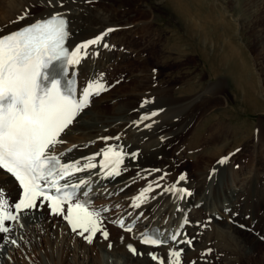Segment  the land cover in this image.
<instances>
[{
	"label": "bare ground",
	"instance_id": "bare-ground-1",
	"mask_svg": "<svg viewBox=\"0 0 264 264\" xmlns=\"http://www.w3.org/2000/svg\"><path fill=\"white\" fill-rule=\"evenodd\" d=\"M135 1L141 16L131 18L127 15V8H121L115 14L113 9L116 6L109 7V0H0V36L56 14L68 19V44L71 47L107 32L99 44L82 50L79 64L71 67L78 69V99L94 81H101L105 89L108 88L102 97H98L99 94L89 97L88 105L92 103L93 106L96 102L100 105L87 106L79 112L61 133L59 140L63 142L50 149V154L61 158L62 164L72 165L70 175L56 179L77 186V203L85 202L89 211L96 210L100 228L96 234L101 235L105 230L107 239L101 235L96 240L95 234L89 243L79 234L82 229L73 231L66 219L58 218L39 204L34 209L21 211L13 222L4 221V227L9 231L0 232V264H176L177 258L171 253L177 250L180 251L179 264H213L219 258H226L228 264H240L242 259L255 263L261 261V255H255V249L262 245L259 237H251L250 248L244 238L251 236L245 230L255 223V206L259 205V196L263 193L256 185L262 180L261 176L264 178L260 173V163L264 162V130L259 123L264 118V86L259 84V78H252L254 83L249 85L246 81L240 82L239 75L228 77L224 60L234 55L222 51L215 54L219 61L215 67L212 66L213 57L211 60L207 55L201 56L208 64L209 76L225 71L223 74L231 83L234 99L230 100L226 95L221 97L211 80L205 81L198 93H195V87H191L171 99L166 89L156 82V77L152 88L146 90L147 83L152 81L147 76L153 75L145 71L140 48L128 38V45L122 41L118 47L113 42L116 35L126 38V35L135 33L145 44L152 15L150 9L145 8L144 0ZM35 3L43 15L32 17V10L37 6ZM172 6L178 11L176 1ZM21 16L25 18L21 20ZM194 16L188 10L183 19L185 35L204 51L211 38L205 35V30L201 37L194 32ZM169 33L165 44L177 46L179 34L174 28H170ZM105 44L108 47H104ZM129 49L134 60L139 61L132 70H127L124 63L130 58L125 53ZM107 70L118 81L110 89L111 81L107 82L106 76L101 79V74ZM128 77H133L128 80L129 85L123 83ZM119 87L126 90L119 92ZM257 87L262 88L260 94ZM119 96L123 98L117 105L106 108L109 99ZM221 99L222 104L219 103ZM229 100L234 104L230 105ZM210 101L216 103L206 105ZM238 106H242V111ZM245 110L260 115L259 122L253 127L244 119L242 124L232 119L239 116V112L247 113ZM245 130L244 139L238 137ZM229 134L236 139L234 142H227ZM250 138L251 144L246 145L249 154L239 160L238 144ZM76 145L83 147L78 150L74 148ZM110 148L123 152L119 175L109 174L113 159L103 165L106 161L103 154ZM145 154L149 157H143ZM187 154L192 160L185 164L191 165L192 170L187 175L182 174L186 177L184 180H178L174 175L176 166L183 164L182 159ZM225 157V163H219ZM88 164L96 166L85 168ZM76 168L83 170L76 171ZM0 190L8 201L7 210L12 212L19 190L12 178L1 170ZM67 207L68 204L63 208L67 210ZM127 225L133 226L129 232L124 231ZM150 228L159 230L168 243L158 246L140 244L142 234ZM186 238L191 241V246L185 242ZM129 245L136 250L135 253L129 250ZM15 247L29 260L20 263ZM8 249L12 252H7ZM153 255L157 259H153Z\"/></svg>",
	"mask_w": 264,
	"mask_h": 264
},
{
	"label": "snow or ice",
	"instance_id": "snow-or-ice-1",
	"mask_svg": "<svg viewBox=\"0 0 264 264\" xmlns=\"http://www.w3.org/2000/svg\"><path fill=\"white\" fill-rule=\"evenodd\" d=\"M24 18L20 17L21 20ZM106 35L107 32L98 35L76 46L69 53L64 47L67 36L66 21L56 14L0 36V169L11 174L23 190V195L15 203L14 209L19 213L36 208L37 199L42 197L50 202L49 207L54 214H64L73 231L82 229L79 233L81 236L89 233L84 236L89 243L100 230L98 213L89 211L81 203H68L65 214L62 205L72 199V194L64 192L62 196H53L49 194L50 189L45 184L56 188L58 193L62 191L61 187H57L56 178L64 179L70 175L69 169L72 165L61 164L57 156L50 154V149L63 142L59 140L61 133L88 106L89 97L106 89L101 81H94L88 84L82 97L77 99L71 91H63L61 81L51 78L48 69L58 61H63L65 65L79 64L82 50L99 44ZM104 47L108 45L105 44ZM109 152L117 157L109 174L119 175L117 166L122 162L119 154L108 149L104 152L105 160L108 159ZM226 160L227 157L219 163H225ZM95 166L88 164L84 167ZM81 170L83 169L76 168V171ZM185 178L183 175L180 177L181 180ZM63 187L67 188L68 185ZM8 207V201L0 190V232L9 231L4 227L5 220L18 219V215L7 210ZM103 236L107 239L108 233L104 231ZM141 242L151 245L166 243L149 237ZM187 243L190 244L191 241ZM129 250L136 252L131 245ZM171 255L177 258L176 264H179L180 252L176 251ZM152 258L157 259L155 255Z\"/></svg>",
	"mask_w": 264,
	"mask_h": 264
},
{
	"label": "rangeland",
	"instance_id": "rangeland-1",
	"mask_svg": "<svg viewBox=\"0 0 264 264\" xmlns=\"http://www.w3.org/2000/svg\"><path fill=\"white\" fill-rule=\"evenodd\" d=\"M113 1L114 0H109L108 6L111 7L112 9L113 7L116 6L113 9L115 14L118 13L121 10V8H127L128 11L127 15L130 16L131 18L141 16L140 10L138 9L140 7L135 3L136 2L135 0H115L114 2ZM173 1H176L178 3V11L172 6ZM144 3L146 4L145 8L150 9L152 15V18H150L152 20V24L149 28L150 29L149 34L147 38H145V44L142 43L143 39L139 38V36H137V34L135 33H130L126 35V38L119 37L118 35H116L113 37V42H115L117 46L120 47L122 41H125L126 45H128L129 43L128 39H131V41H134L136 43V46L140 48L141 50L140 53L144 57L145 71L153 75V76H147V79H152V81L147 83L146 85L147 87H145L146 90H150L152 88V85L154 84V78L156 77V82L159 83L161 87L166 89V92L168 93L167 96L169 97V99H171L175 94L181 95L183 94L181 93L183 90H189L191 87H195V93H198L202 89L204 82L207 80H211L213 82L212 86H214L215 84V87L216 88L218 87V91H219L218 94L221 97L228 96L230 100L234 99L232 98L234 91L233 89L231 90V83L228 81L227 77H225V74H223V72L225 71L223 70L219 72V74L214 77L209 76L208 64L206 61H204V58H202L201 56V54L207 55L208 59H211L213 57V60L211 59L213 62L212 66L215 67L216 66L215 64L219 62L217 57H215L216 56L215 54L220 53L222 51H229V54L234 55L233 58H229L230 57L229 56L224 60L225 62L224 65L228 77L232 75L233 78L234 75L235 76L239 75L240 80L239 79L238 80L240 82L242 81V83L243 82L245 83L246 81L247 84L249 85H252L254 83L253 79L259 78V84L262 83L264 86V0H144ZM36 5L37 6L34 7L32 10V17H35V15L41 16L44 14V13L40 14V6L38 4ZM134 6H136L137 8H135ZM188 10L193 12V15H195L194 32L195 33L198 32L197 33L198 37H201V35L204 36L203 33L206 32L205 35L206 36L209 35V37L211 38L212 42L207 40V44H205L207 50L200 51L199 45L192 44L188 36L185 35L183 19L185 15H187ZM209 16H211L213 20ZM37 18L39 19L40 17ZM199 19L203 21H200ZM199 23L200 25H202V27L198 25ZM170 28H174L175 31L179 34L180 43L177 46L170 47L165 44L170 35L169 33ZM220 36L224 39L222 40ZM147 42H149V44H147ZM213 42L216 43L214 44ZM142 45H146V46H142ZM125 53L130 56V58L126 62H124L126 69L132 70L136 68L139 64V61L134 60V54L132 53L131 49H129ZM235 55L237 61L235 60ZM131 60L132 62L129 64ZM105 76L107 77V82L111 81L110 82L111 84L109 83L108 85L109 89L113 86L115 82L116 83L118 82L116 81L115 76L112 75L111 72H109L108 70L105 73L101 74V79L104 78ZM241 76L243 77V80ZM132 79L133 77L125 78L123 80V83L125 82V84L129 85L128 80H132ZM175 85L177 86L176 88ZM118 89L119 92L126 90V88L122 89L121 87H119ZM130 89L133 90L132 87ZM257 89H258L257 93L260 94L262 88L257 87ZM105 91L107 92L108 88L104 90V92L101 91L98 97H102L103 94L106 93ZM98 97L96 98L98 99ZM96 98H94V100H97ZM122 98H123L122 96L121 97L119 96L113 99H109L105 104L106 108L110 109L112 108V106L117 105V103L121 101ZM262 98L264 99V95L262 96ZM230 100L228 101L229 104L230 105L234 104L233 101ZM96 103H97L95 104L96 106L100 105V102H96ZM214 103L216 102L210 101L209 103H206V105L213 106ZM219 103L222 104L223 99H221ZM235 104L237 103L235 102ZM95 105L92 106L91 103L90 105H88V108H94L96 107ZM237 108L239 111H242V106H238ZM245 112L247 113L249 112L252 115L244 112L241 114V112H239L240 115L237 117H232V119H234V121L237 120L236 122L239 124H242L241 121L243 119L246 120L247 122L249 121L251 127H253L259 122L258 119L260 115L258 112L252 113L248 110H245ZM220 115H223V113H221ZM224 118H226V116H224ZM259 123L261 124L264 130V118H262ZM244 134H246V130L245 133L239 134L238 137H243L244 139L245 136ZM235 140L236 139L231 137V134H229L227 138V142L230 141L234 142ZM251 140L252 138L248 139L244 143L238 144V152L239 154L241 153L240 155L239 154L237 155V158L239 160H243L245 156L249 154L248 150L250 149L249 147L246 148V145L247 144L250 145ZM96 146L97 145H95V147ZM82 147L83 146L81 145H76L74 148L81 150ZM208 149H211V147H209ZM144 156L149 157V154H145L143 155V157ZM191 160L192 159L189 156V154L185 155L182 159L183 164L181 165L179 164L180 166L179 165L176 166L177 168L175 169L174 175L175 176L177 175V177L178 174L181 176L182 174L187 175L188 174L187 172H190V170H192L191 169L192 166L185 163L186 162L191 163ZM260 173L261 175L264 174V162L260 163ZM162 176H164V174ZM261 178L262 180H260L256 185L257 190L261 191V193L263 192L262 193L263 195L261 194V196H259L260 206L259 205L255 206L257 210L255 212L256 214L254 218V222H255L254 225L247 226L250 228L248 231L245 230V233H247L248 235L250 234L251 236H246L244 239L246 241V244L248 245L247 248L248 247L250 248L251 237L252 236L256 238L259 237L258 239L262 242V245L257 249H255L256 250L255 255L259 257L261 255L262 258H259V260L261 261L258 263L248 261L247 259H242L240 264H264V186H263L264 178L263 176H261ZM38 206L45 208V210L47 209V211H49L46 200H44L43 198L39 200ZM64 211L66 213V210ZM94 212H96L95 209ZM56 215L58 218L63 219L64 217V214H56ZM104 231L105 230H102L101 232L103 233ZM101 235H102L101 238H103L104 237L103 234ZM101 235L96 234V240L98 236ZM84 236L83 239H85ZM17 248L18 247H15L14 250ZM18 251L17 253L18 256L20 255L19 256L20 263H22L24 259L29 260L28 256L25 257L24 255L21 256L22 254L20 253L19 248ZM7 252L11 253L12 250H9ZM225 260L226 258L225 259L221 258V260L220 258L219 260L215 259L213 261V264H228L227 260L226 261ZM199 261H201V258L199 259Z\"/></svg>",
	"mask_w": 264,
	"mask_h": 264
}]
</instances>
